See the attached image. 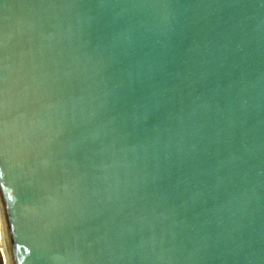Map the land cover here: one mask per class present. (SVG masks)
Segmentation results:
<instances>
[{"label":"water","instance_id":"obj_1","mask_svg":"<svg viewBox=\"0 0 264 264\" xmlns=\"http://www.w3.org/2000/svg\"><path fill=\"white\" fill-rule=\"evenodd\" d=\"M10 264H264V0H0Z\"/></svg>","mask_w":264,"mask_h":264},{"label":"bare ground","instance_id":"obj_2","mask_svg":"<svg viewBox=\"0 0 264 264\" xmlns=\"http://www.w3.org/2000/svg\"><path fill=\"white\" fill-rule=\"evenodd\" d=\"M0 255L2 257L4 264H10L9 262V256L7 251V245H6V239H5V233L3 228V222L0 212Z\"/></svg>","mask_w":264,"mask_h":264},{"label":"rangeland","instance_id":"obj_3","mask_svg":"<svg viewBox=\"0 0 264 264\" xmlns=\"http://www.w3.org/2000/svg\"><path fill=\"white\" fill-rule=\"evenodd\" d=\"M0 264H4L1 255H0Z\"/></svg>","mask_w":264,"mask_h":264}]
</instances>
